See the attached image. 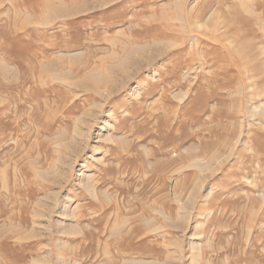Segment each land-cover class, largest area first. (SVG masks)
Here are the masks:
<instances>
[{
  "label": "rangeland",
  "instance_id": "374dc122",
  "mask_svg": "<svg viewBox=\"0 0 264 264\" xmlns=\"http://www.w3.org/2000/svg\"><path fill=\"white\" fill-rule=\"evenodd\" d=\"M0 264H264V0H0Z\"/></svg>",
  "mask_w": 264,
  "mask_h": 264
}]
</instances>
